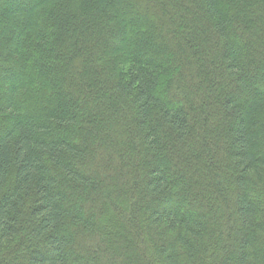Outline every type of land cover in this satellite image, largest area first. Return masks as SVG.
<instances>
[{"label": "trees", "instance_id": "trees-1", "mask_svg": "<svg viewBox=\"0 0 264 264\" xmlns=\"http://www.w3.org/2000/svg\"><path fill=\"white\" fill-rule=\"evenodd\" d=\"M133 258L264 264V0H0V264Z\"/></svg>", "mask_w": 264, "mask_h": 264}, {"label": "rangeland", "instance_id": "rangeland-1", "mask_svg": "<svg viewBox=\"0 0 264 264\" xmlns=\"http://www.w3.org/2000/svg\"><path fill=\"white\" fill-rule=\"evenodd\" d=\"M194 150H196V149H194ZM195 156H196V155H195ZM197 157H198V155H197ZM197 159H200V160H201V157H200V158H199V157L196 158V160H197ZM190 162H191V160H190ZM178 211H180V209H179ZM133 262H134L133 264H139L137 258H133Z\"/></svg>", "mask_w": 264, "mask_h": 264}]
</instances>
